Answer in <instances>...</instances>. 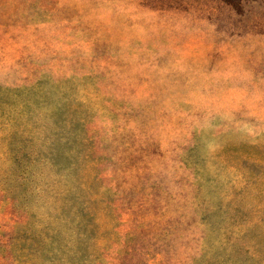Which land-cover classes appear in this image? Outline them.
<instances>
[{
    "label": "rangeland",
    "instance_id": "374dc122",
    "mask_svg": "<svg viewBox=\"0 0 264 264\" xmlns=\"http://www.w3.org/2000/svg\"><path fill=\"white\" fill-rule=\"evenodd\" d=\"M0 264H264V0H0Z\"/></svg>",
    "mask_w": 264,
    "mask_h": 264
},
{
    "label": "trees",
    "instance_id": "16d2710c",
    "mask_svg": "<svg viewBox=\"0 0 264 264\" xmlns=\"http://www.w3.org/2000/svg\"><path fill=\"white\" fill-rule=\"evenodd\" d=\"M24 155V157H26L27 155L26 154H23ZM26 256V253H22L21 255H20V257H25Z\"/></svg>",
    "mask_w": 264,
    "mask_h": 264
}]
</instances>
